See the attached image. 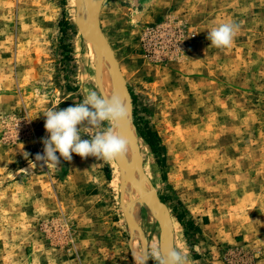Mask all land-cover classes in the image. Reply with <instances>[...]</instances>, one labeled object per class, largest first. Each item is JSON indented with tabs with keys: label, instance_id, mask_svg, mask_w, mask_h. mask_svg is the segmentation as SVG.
<instances>
[{
	"label": "rangeland",
	"instance_id": "374dc122",
	"mask_svg": "<svg viewBox=\"0 0 264 264\" xmlns=\"http://www.w3.org/2000/svg\"><path fill=\"white\" fill-rule=\"evenodd\" d=\"M97 1L82 19L79 0H0V264H135L132 230L138 249L174 245L190 264H264V0ZM229 21L232 45L212 46ZM92 25L132 123L155 134L127 157L161 218L126 215L117 160L35 159L47 110L115 94Z\"/></svg>",
	"mask_w": 264,
	"mask_h": 264
},
{
	"label": "clouds",
	"instance_id": "9594fccd",
	"mask_svg": "<svg viewBox=\"0 0 264 264\" xmlns=\"http://www.w3.org/2000/svg\"><path fill=\"white\" fill-rule=\"evenodd\" d=\"M239 27L232 21L220 23L210 28L207 39L216 48H228ZM43 116L46 117L44 128L49 135L42 139L43 154H37L35 159L47 166L57 167L60 157L71 161L73 153L81 158L92 156L107 162L123 159L128 154V141L118 130L128 111L119 95L108 96L88 90L82 102L62 110L50 108ZM84 135L89 138L81 139ZM132 254L135 264H146L148 259L155 264H190L186 251L174 245L167 248L153 245L150 249L141 245Z\"/></svg>",
	"mask_w": 264,
	"mask_h": 264
},
{
	"label": "bare ground",
	"instance_id": "6f19581e",
	"mask_svg": "<svg viewBox=\"0 0 264 264\" xmlns=\"http://www.w3.org/2000/svg\"><path fill=\"white\" fill-rule=\"evenodd\" d=\"M83 3V7L85 11H82V19L87 17L86 13L90 12L94 2H98L97 0H79ZM79 4V3H78ZM81 16V15H80ZM88 21L92 19V12L90 16H88ZM86 28V27H85ZM90 29V27H89ZM89 35L88 43L91 46V56L93 61L96 63L98 71L103 78V80H107L109 83L110 90L115 91V95H119L121 100L123 101L127 111L128 116L125 120L121 121L118 125V130L120 135L128 141L129 153L130 151L135 152L136 143H137V134L135 130V126L132 123L131 119V111H130V98L126 91V89L120 87L121 91H117L118 88V80L116 70L113 69L111 62L109 61L107 50L105 49V45L103 41L100 39L99 34L96 32L95 27L91 26L89 32H86V35ZM111 57V56H110ZM111 60V59H110ZM114 64V63H113ZM114 95V94H113ZM128 155V154H127ZM124 157L123 159H117L118 166L122 169L121 184H120V195L123 199V208L126 212V215L134 220L141 206H145L149 209V211L155 215L157 218L162 217V213L160 212V206L162 204L159 200H152L149 196L146 195L144 189V185L141 183L142 181L137 176L135 172H137V167L135 165H131L130 161L133 162L129 157ZM135 163V161L133 162ZM119 168V169H120ZM140 171V170H139ZM143 176V175H142ZM152 193V192H151ZM133 229V228H132ZM131 247L132 249L137 248V238L138 233L136 230L131 231ZM146 264L148 262L146 261Z\"/></svg>",
	"mask_w": 264,
	"mask_h": 264
},
{
	"label": "trees",
	"instance_id": "16d2710c",
	"mask_svg": "<svg viewBox=\"0 0 264 264\" xmlns=\"http://www.w3.org/2000/svg\"><path fill=\"white\" fill-rule=\"evenodd\" d=\"M129 96L131 97V101H132V104L134 105L135 102H134V95L132 94V92L129 91ZM135 113V110L133 111ZM134 113H133V116H134ZM133 125L135 126V129H136V132L138 134V136L144 140V142L147 144V146L153 150L154 149V146H153V139H155V134H153L152 132L149 134H144L143 132H141L140 128L137 126V124L135 122H133ZM162 202V200H161ZM177 221L180 223V220L179 218H176Z\"/></svg>",
	"mask_w": 264,
	"mask_h": 264
}]
</instances>
